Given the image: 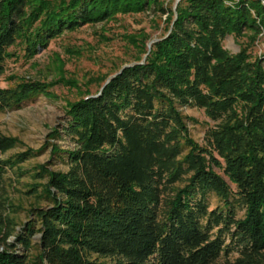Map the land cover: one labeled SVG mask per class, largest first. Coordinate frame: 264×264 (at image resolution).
I'll return each mask as SVG.
<instances>
[{"label":"trees","instance_id":"obj_1","mask_svg":"<svg viewBox=\"0 0 264 264\" xmlns=\"http://www.w3.org/2000/svg\"><path fill=\"white\" fill-rule=\"evenodd\" d=\"M146 11L165 17L163 35L150 50L148 34L127 36L134 63L89 78L67 104L51 138L73 148L51 144V157L68 170L35 167L28 194L44 204L15 243L20 209L5 174L45 148L0 158V264H264V55L251 51L264 40V0H0V74L16 46L31 59L65 32ZM230 35L245 39L237 54ZM60 83L80 88L65 78L0 87V112ZM184 106L215 123L202 143ZM19 145L0 133V156Z\"/></svg>","mask_w":264,"mask_h":264},{"label":"rangeland","instance_id":"obj_2","mask_svg":"<svg viewBox=\"0 0 264 264\" xmlns=\"http://www.w3.org/2000/svg\"><path fill=\"white\" fill-rule=\"evenodd\" d=\"M174 7L178 0H167ZM165 17L154 15L151 11L132 15H119L116 20L107 23L87 25L75 32H65L62 36L49 41L46 47L41 48L34 58H28L24 48L16 46L11 49L14 56L7 59L3 65V74H0V87L5 88L21 79H31L52 82L60 78L74 81L79 89L69 84L60 83L53 86L52 97L40 96L33 101L24 103L20 108L0 112V133L17 138L21 145L2 154L1 159L14 157L18 153L33 150L44 152L30 159L19 167L8 170L5 174L10 188V195L15 205L20 209L17 213L18 226L9 242L15 243L16 234H19L23 225L33 216L31 210L44 203L32 194H28L34 180L31 173L35 167L48 164L56 171H67L68 166L55 162L51 157L52 145H60L63 149L73 148L69 139L54 140L51 138L56 129H60L65 122V111L69 102L83 97L85 84L91 77L102 75L113 76L120 67L130 66L138 56V49L127 40V36L144 32L150 36V43H154L163 35ZM245 39H237L233 35L224 39V47L232 54L239 53L241 43ZM254 57L264 55V40L261 38L251 50ZM10 78L13 80H10ZM98 89L96 84L90 87L92 93ZM182 112L195 120L197 124L189 123L192 137L199 143L204 141L209 127L215 125L205 116L202 109L197 107H181ZM223 174V171L216 169ZM22 173L23 175L21 176ZM234 191L236 187L232 185ZM210 209L222 206L214 194L208 196ZM238 218H243L245 210L241 205L235 208ZM41 234H36L33 244L40 243ZM18 254L23 253L19 245ZM31 253H34L32 251ZM237 253L231 254L234 259ZM104 261V259H102ZM109 261V260H108Z\"/></svg>","mask_w":264,"mask_h":264},{"label":"water","instance_id":"obj_3","mask_svg":"<svg viewBox=\"0 0 264 264\" xmlns=\"http://www.w3.org/2000/svg\"><path fill=\"white\" fill-rule=\"evenodd\" d=\"M180 1H181V0H178L176 5H178V3H179ZM152 44H153V43H150V45H149V50L151 49ZM128 67H129V66H125L124 68H128ZM119 74H120V73H119ZM107 84H108V82H107Z\"/></svg>","mask_w":264,"mask_h":264}]
</instances>
